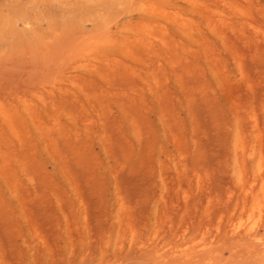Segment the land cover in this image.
I'll return each instance as SVG.
<instances>
[{
  "label": "rangeland",
  "instance_id": "rangeland-1",
  "mask_svg": "<svg viewBox=\"0 0 264 264\" xmlns=\"http://www.w3.org/2000/svg\"><path fill=\"white\" fill-rule=\"evenodd\" d=\"M248 1L242 5L249 13L244 17L232 9H225L223 15L227 22L224 27L228 29L223 28L225 36L221 38L210 29V26L220 28L221 22L216 20L209 24L199 16L197 9L183 1L179 3L180 10H176L169 0H0V165L8 170L5 176L0 175V202L3 201L0 203V264H264V217H260V211L253 202L247 207L250 215L246 212L241 216L237 211L231 221L232 208L220 212L214 207L217 204L215 195L211 197L212 202L204 196L198 210L193 208L194 197H191L195 195L198 181L195 179L190 189H193L192 196L188 192V200L184 193L186 184L179 185L174 178L172 186L181 187L175 194L183 208L181 213L171 216L164 210L156 211V205L163 202L172 204V190L169 191L172 194L161 196L160 192L148 202L146 196L139 192L142 189L148 194L141 181L127 176L130 182L122 183L118 193L113 175L115 169L122 171L126 168L128 172H134L144 162L151 163L156 172L162 167L160 161L166 159L165 149L173 147L174 134L165 136L160 114H151L155 102L148 99L141 103L145 91L132 94L126 91L134 79L132 69L144 65L141 58L163 68L165 62L156 63L155 57L161 48L175 43L178 53L183 56L182 44L197 46L191 39H186L181 30L172 28L173 21L182 20L181 16L186 17L183 18L186 23L191 19L199 21L202 31L210 37L211 46L205 48L210 51L214 48L216 52L207 51L211 57L203 55L200 71L190 68L188 73L182 68L180 74V71L168 68L161 71L163 74L159 72L157 79L160 84L169 83L172 88H177V94L174 93L171 100L176 108L182 109L185 95L180 91L177 79L187 80L202 74L207 79L202 91L209 95V101H217L220 97L222 102L218 101L217 106L225 111L230 128L237 129L235 116L225 101L228 90L239 84L245 85V82L238 73L232 45L235 43L237 49L245 54L249 69L262 53L261 48L255 50V43L246 46L241 38L242 31L252 35L258 30L256 34H260L264 29V0ZM152 7L155 12L147 13V9ZM165 11L170 15L169 22L158 16ZM231 24L236 26L232 28ZM230 27L236 29L232 31ZM148 31L153 33V48L150 52L141 51L136 35ZM260 45L264 47V42ZM215 54L217 58L214 56L212 59ZM216 59L220 60L219 64ZM222 63L227 67L223 69ZM251 79L257 89L262 79L256 76ZM247 90L252 95V90ZM138 92L142 95L139 96ZM178 99L182 104H178ZM222 114L218 116L219 122L215 123L212 118L208 124L210 129L225 125ZM181 115L188 120L184 113ZM135 116L140 119L141 127H145L142 128L141 142L138 129L133 125L132 117ZM176 118L172 120L176 121ZM252 132L248 134L251 140L255 139ZM154 135L155 144L147 146ZM69 142L73 144L70 149ZM117 153L127 162L125 165L116 163ZM62 156H66V160ZM60 158L65 161L61 163ZM256 161L251 166H254L251 174L258 163ZM191 170L189 167V172ZM203 171L202 178L207 173L206 169ZM159 178L161 176L157 174V180ZM260 184H257V192L261 191ZM77 190L85 195L83 204ZM15 191L23 194L22 199ZM217 192L220 198L216 195V200L219 202L225 194ZM119 199L121 203L122 200L125 202V208L121 209L117 203ZM186 199L190 202L188 208L185 207ZM207 201L211 202L213 210L206 219L202 213L209 204ZM191 207L197 210V222L204 220L200 227L202 232L198 229L200 233L197 222V228L189 223L195 221ZM230 227H239V236H234ZM184 228H189L186 229V237L180 233ZM249 228H254L260 235L255 239L257 241L251 238V242L246 241L249 240L245 236ZM242 238L243 242L238 240ZM205 243H211L207 245L211 250L205 249ZM175 249L179 252L176 253Z\"/></svg>",
  "mask_w": 264,
  "mask_h": 264
},
{
  "label": "bare ground",
  "instance_id": "bare-ground-1",
  "mask_svg": "<svg viewBox=\"0 0 264 264\" xmlns=\"http://www.w3.org/2000/svg\"><path fill=\"white\" fill-rule=\"evenodd\" d=\"M182 1L185 2L189 7L193 8V9H197L199 16L201 18L202 17L205 18L206 19L205 21H207L209 24L216 22V20L221 22L222 24L220 23L221 24L220 28L218 26H215V27L210 26L211 27L210 29L213 30L215 32V34H217L221 38L222 37L224 38V36H225L224 30H226V28H227V26H226V28L224 27L226 22H227V19L223 15L224 14L223 12L225 11V9H227V8H229L230 10L232 9V10H234L233 12L237 13V15H240L243 17L246 14H249V13H246L244 7H242V5L245 6L246 2H250L248 0H169L172 7L176 10H180L179 3ZM262 7H263L262 9H264V4ZM159 11H160V9H159ZM154 12H155V8H153V7H152V9H147V13L153 14ZM160 14L161 15H158V16L164 18L167 21L170 20L169 19L170 15L166 11L163 13H160ZM174 17H175V13H174ZM181 17H182V20L178 18V21L183 22V18L185 19L186 17L185 16L184 17L181 16ZM237 17H239V16H237ZM176 20L177 19H175V21H173L174 23L172 25V28H178L179 30H181V33L183 34V36L188 40L191 39V41L193 43L197 44V46L193 47L192 45L190 46L189 44H186V45L182 44V47L184 49L183 52L185 53V54L183 53L184 54L183 56H181L178 53L177 44H175V43H173L171 46H165L164 48H161L160 50L157 51L155 57H156V63L162 64L161 61L165 62V66L163 68H162V65H158V64L155 65V63L154 64L150 63L147 58H141L142 63L144 65L139 66V67L136 66V67H134L135 68L134 70L132 69V71H133L132 78H134V79L130 82L129 88L126 91V92H130L131 94L134 91H139V90L145 91L146 94L141 97L142 98L141 103L148 101V99L155 102V105L152 106L153 111L151 114H153L154 112H156V114L157 113L160 114L161 118L163 119L162 130L164 131L165 136H168L170 134H172V135L174 134L173 138H172L173 139L172 140L173 147L171 149L170 148L165 149L166 151L164 152V155H165L166 159H162L160 161V163L162 164V167L160 168V170H156V172L154 171L151 163H150V165H148L149 163L146 164L144 161H143L144 163H142L138 168H136L134 172L133 171L128 172L127 170H125L126 168L122 169V171L115 169L113 175L115 178L116 189L119 190L118 193L121 192L122 183H124L126 181L130 182L129 178L127 179V176L130 175V176L134 177L136 181H141L143 183V187L147 189L148 194L146 195L142 191V189H139V192L146 196V199L148 202L151 201L154 196L156 197V195L159 194L160 192H161L160 195L164 196V195L169 194V191L172 190V192L174 193V195L172 193H170L173 196V197H171L172 204L168 203V202L167 203L166 202L158 203L156 205V211L164 210L166 213H170V215L171 214L173 215V213L175 215H177V214L182 212L181 210L183 207L181 206V203L179 202L178 197L175 194V192L177 191V188L179 186L173 187L172 186L173 185L172 179L174 180V178H176L178 181L177 184H179V185L186 184L185 185L186 191H184V193H186V195H187L188 192L190 191V193H191V195L189 194L190 196H192V192H193L192 191L193 189L192 190H190V189H191V187H192V185L196 179L198 181V183L196 182L197 188L195 189V195L191 197V198L194 197L193 202L191 201L192 202L191 205L193 208L197 209L199 207V205L203 202L202 198L204 196H207V198L210 199V201H211V197L213 195H215L214 199L215 198L217 199L216 195H218V192L216 193V191H219V192L222 191V192H224L225 197H224V199H222V198L219 199L220 196L218 195L219 196V198H218L219 202H218V200L215 199V201H217L216 202L217 204L214 207L223 213H224V210L227 211L230 208H232V210H231L232 215H231V217H229L231 221H232V219H234L237 211H240L239 214H241V216L243 214L245 215L246 212H247V214L251 213V212H249V210H247L248 204L250 202H253L255 208H257L260 211V214H261V215L259 214L260 217L262 215L264 217V135H263L264 132H262L264 130V47H261V45H260V42H264V29L261 30L260 34H256V33H259L260 30H258V32L257 31L254 32L255 34H252V35L247 34L245 31L240 32L241 38L243 39L245 45L247 44L246 46H248L250 43H255L254 44L255 45L254 48H256L255 50L258 49V51H259L260 48L262 50L261 56H259L257 59H255V60H257V62L255 63L254 66L250 67V69L248 68L247 59H246L245 54L241 53V51L239 49H237L235 43H233V45H232L233 52H235V57H236V61H237L236 63L239 67L238 73H241L242 77L241 76L240 77L245 82V85L239 84V86L233 88L232 90H228V91L224 90V91H227L225 103L230 105V107L232 109V113H233L232 115L235 116V121L237 124L236 125L237 129L233 130L230 128L229 122L226 121L225 111L223 109H219L220 106H217V102L221 101L220 97H217V101L215 99L209 101V98H208L209 95L207 96V94H205L206 92L202 91V86L204 84H206V82H207V79L205 76H203L202 74L201 75L197 74V76L194 75L193 77H191L187 80L177 79V83L180 87V91L183 93V95H185V103H183L184 105H181L182 109L176 108L175 104L173 103V100H171L173 98V94L174 93L177 94V91H176L177 88L176 89L172 88V86L169 83L160 84V82H159L160 80L157 79V77H158L157 74L161 71H164L165 69H168V68L172 71H175V72L180 71V74L182 72L181 71L182 68H183V70H185L187 72L190 68H192V69L195 68L198 71H200L199 67L201 68V66L199 64L203 58V55H207L206 57H211L210 56L211 53L216 52L213 47H212L213 51L211 50L212 52L210 51V49L208 50V48L211 46L210 45V37H209V35H207L204 32V30L202 31V29L198 23L199 22L198 20L191 21L192 20L191 19L190 20L191 22L189 20H186V21H189L188 23H186L184 20V22L183 23L180 22V24ZM241 22L243 24L245 23L244 20ZM240 23H239V25H240ZM249 23H251V22H249ZM234 24H231L230 26L232 28H234V26H236ZM246 24L248 25V23H246ZM217 25H218V23H217ZM231 27H230V29H231ZM223 28H224V30H223ZM235 29H231V30L233 31ZM254 29L256 30V28H254ZM242 30H244V29L242 28ZM251 30H252V27H251ZM232 31H230V32H232ZM238 34H239V32H238ZM136 36H138V37H136V39H137L136 41L139 44L140 50L150 52V50L153 48V46H152L153 33L148 31L145 34H138ZM238 37L239 36H237V38ZM229 39H231V38H229ZM211 40H213V39H211ZM238 40H240V38ZM83 42H85V41L83 40ZM181 42H182V40H181ZM80 43H82V41ZM161 43H162V39H161ZM202 44H203V46H201ZM205 46H208V48L206 49ZM207 51H209L211 53H208ZM248 53L250 54V52H248ZM257 55H260V54H257ZM214 56L217 58V56L215 54L212 56V59H215ZM249 58H250V56H249ZM216 61H218V64H219L220 60L216 59ZM223 62H225V60H223ZM214 63L212 62L211 64H214ZM220 64H221V62H220ZM237 65L236 66L234 65V66L237 67ZM132 66H134V64ZM219 66L221 67V65H219ZM222 66H223V69L225 67H227L226 63L225 64L222 63ZM202 68H204V67H202ZM236 69H238V68H236ZM192 71H194V69ZM187 72L185 73L186 75L189 73V72L188 73ZM208 74H210V72ZM204 75H205V72H204ZM233 75L235 77V74H233ZM252 76H256L257 78L262 79L261 85L257 89L254 88V84H252V82H251ZM165 77H166V75H165ZM219 78L221 79V77H219ZM165 80L168 81L167 78H165ZM224 84H225V82H224ZM246 86L248 89L252 90V93H251L252 95H249L247 93L248 90H247ZM212 91H214V90H212ZM138 94H139V96L142 95L141 92H138ZM133 101H136V99H134ZM178 101H179L178 104H182L180 99H178ZM133 104L136 105V102H133ZM171 104H173V105H171ZM123 112L126 113L125 108L123 109ZM182 113H184L187 116V118H188L187 121L185 118H182V115H181ZM222 113H224V123L226 121L225 125H223V124L218 125L215 128L210 129L208 124H211V120H213V119H215V123H216V121L219 122L217 119H218L219 114H222ZM148 114H146V115H148ZM175 116H177V118ZM248 117L251 119L249 120ZM174 118H176V121L172 120ZM148 119H149V121H151L150 116H148ZM132 120H134L133 121L134 127L136 129H138V133L140 135V136L138 135L139 136L138 139H139V142H141V139H142L141 135L144 132L142 130V128H145V127L144 126L141 127V125L139 124L140 119H137V116H135V118L132 117ZM222 126H225V128H223ZM11 128L13 129L12 126H11ZM148 129H150V128H148ZM252 131L254 132L253 137H255V139L251 140L248 137V134H251ZM84 132H85V130H84ZM154 132H156L155 129H154ZM126 139H128V138H125V140ZM154 139H155V135H154L152 140L149 139V141L146 143L147 146H149L151 144H155ZM142 142H143V140H142ZM86 143H88V142H86ZM67 145L69 146V149H70V145H71V148L73 146V144L71 142L67 143ZM118 146H120V145L118 144ZM130 147H133V146H130ZM119 148H121V146ZM69 149L67 148V152ZM113 150H114V148H113ZM113 150L111 149V151H113ZM83 154H84V152H83ZM62 157H64V159L66 160V156H62ZM115 157H116V163H120L123 165H125V163H127L121 157V154L117 153V154H115ZM71 158H73V157H71ZM81 158H82V156H81ZM64 159L60 158V162L63 163L65 161ZM83 159H85V158H83ZM144 159H145V157H144ZM95 160H97V159L95 158ZM255 160H258V161H256L258 163L256 165L255 170L253 171V174H251V169L252 168L254 169V166L252 168H251V166H252L253 162H255ZM98 162H100V161H98ZM167 162H169V163H167ZM189 167L192 168V170L190 172H189ZM203 169L204 170L206 169V172H207L205 175L206 177H204L205 179L202 178V176H204V175H202V172L204 173ZM7 171H8L7 169L4 170L3 168H1V165H0V175L1 176H5ZM9 174L10 175H8V176H11V173H9ZM157 174H160V176H161V178H159L160 180H157ZM197 177H198V179H197ZM212 177H213V179H211ZM4 179L7 180L8 178H4ZM12 179L14 180V178H12ZM12 179H10V181ZM259 183H261L260 187H262V188H261L260 192H257V190H258L257 187H258ZM11 184L13 185L12 182H11ZM45 184H47V183H45ZM137 184L139 187H141L140 183L137 182ZM20 185L21 184L19 183V186ZM19 186H18V188H19ZM48 186H49V184H48ZM180 188L181 187H179V190H180ZM21 191H22V189H21ZM147 191H146V193H147ZM15 192L17 195L20 194L18 191H15ZM77 194L79 195L80 203L83 204L84 203V196H85L84 193L80 190H77ZM22 195L20 194V195H18V197L22 199V197H21ZM189 195H187L185 198L188 199ZM146 199H144V200H146ZM187 199H186L187 203H185L186 208H188L190 205V202L188 203ZM0 200H2V199H0ZM138 202L140 203V201H138ZM211 202L207 201V203H209V204ZM0 203H3V201ZM117 203H119L122 206L121 209L125 208V202L123 200L121 203V200L119 199V202L117 201ZM208 205L205 208L206 211L202 213L203 217H205L206 219L210 217V215H211L210 212L212 213L211 210H213L212 209L213 207L211 206V204L209 207H208ZM192 207H191V209L190 208L189 209L192 210ZM0 208H1V206H0ZM186 208H185V210L187 211ZM255 208L254 209L252 208V209L257 210ZM189 209H188V212L190 211ZM197 210L196 211L192 210V211H194L193 216L195 219V221L191 220L189 222L192 225H195L197 222V219H198ZM124 211L125 210H123V212ZM160 212H158V213H160ZM121 214H122V212H121ZM184 214H185V212H184ZM186 214L192 215V213H187V212H186ZM230 214H231V212H230ZM253 215H254V213H253ZM199 216H200V214H199ZM251 216H252V214H251ZM251 219H248V220H251ZM220 220H221V218H220ZM259 220H257L258 221L257 223L260 222V225H261V221H259ZM183 222H185V219H183ZM203 223H204L203 219L202 220L200 219V221L197 222L196 225H198V227H199V228H197V226L195 225L197 230L198 229L200 230V227L202 226ZM184 225L187 226L186 224L183 223V226ZM179 227H180V225H179ZM215 228H216V226H215ZM230 228L233 229V232H232L233 235L237 236L238 232H239V227H235V228L230 227ZM186 229L187 228H184V230L180 232L182 234V236L186 237V231L189 230V228L187 230ZM201 229H203V228H201ZM199 230H198V233H200V231H201V230L200 231ZM217 231H219V230H217ZM253 231H255L254 228H249L247 230L246 235L244 234L245 236H247L249 238V240L248 239L246 240L247 242L248 241L251 242L252 241L251 239H254V241H257L255 239L260 238V237H258L260 235H257L256 231L255 232H253ZM176 232H177V230H176ZM188 233H190V232H188ZM207 234H208V232H207ZM203 237H204V235H203ZM181 238L183 239V237H181ZM221 238H223V237H221ZM236 239H237V237H236ZM236 239L233 238L232 240L235 241ZM245 239H246V237H245ZM238 240L243 242V238H242V240L241 239H238ZM260 240L258 241L259 244H260ZM258 242H257V244H258ZM211 243H205L206 244V245H204V247H206L205 249H207V245L208 244L210 245ZM234 243H237V241ZM262 243L264 244V242H262ZM221 244H223V243H221ZM183 245H185V244H183ZM254 245H256V244H254ZM242 247L245 248V246H242ZM263 247H262V250H264ZM199 248H202V246ZM210 248H208L207 250L209 251ZM200 251L203 252V250H200ZM178 252L179 251L176 250V253H178ZM159 254H160V252H159ZM167 254H169V253H167ZM181 254L179 256H181ZM177 257H178V255H177ZM183 258H180V259H183ZM197 258H198V255H197ZM198 259H200V257ZM200 260H202V258ZM164 261H165V259H164ZM183 261H185V260H183ZM206 261H208V260H206ZM181 262H182V260H181ZM208 264H209V262H208Z\"/></svg>",
  "mask_w": 264,
  "mask_h": 264
}]
</instances>
